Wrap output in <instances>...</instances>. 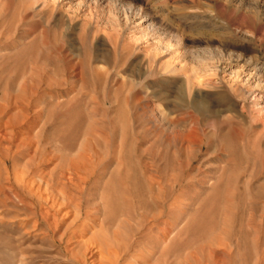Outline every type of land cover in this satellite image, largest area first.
<instances>
[{"label":"rangeland","instance_id":"1","mask_svg":"<svg viewBox=\"0 0 264 264\" xmlns=\"http://www.w3.org/2000/svg\"><path fill=\"white\" fill-rule=\"evenodd\" d=\"M94 263L264 264V0H0V264Z\"/></svg>","mask_w":264,"mask_h":264},{"label":"bare ground","instance_id":"2","mask_svg":"<svg viewBox=\"0 0 264 264\" xmlns=\"http://www.w3.org/2000/svg\"><path fill=\"white\" fill-rule=\"evenodd\" d=\"M31 184H32V183H31ZM33 185H34V183H33ZM32 187H33V186H32ZM35 187H38V186L36 185ZM39 188H40V187H39ZM30 189H31V187H30ZM33 189H34V188H33ZM40 189H41V188H40ZM37 190H38V189H37ZM37 190H36V191H37ZM48 199H49V198H48ZM52 201H53V199H52ZM55 203H56V202H55ZM53 205H54V203H53ZM58 205H59V204H58ZM54 206H55V205H54ZM89 236H90V235H89ZM86 238H88V237L86 236ZM89 239H90V238H89ZM91 240H92V239H91ZM88 243H89V242H88ZM91 244H92V243H91ZM82 245H83V244H82ZM83 246H84V245H83ZM90 246H91V245H90ZM87 247H88V246H87ZM85 248H86V247H85ZM89 249H90V248H89ZM95 251H96V250H95ZM95 251H93V253H94ZM89 252H90V251H89ZM93 253H92V254H93ZM86 255H87V254H86ZM86 255H84V256H86ZM88 255H91V254L88 253ZM89 257H90V256H89ZM89 257H88V258H89ZM92 257H93V256H92ZM94 257H95V256H94ZM99 257H100V256H99ZM97 259H98V258H97ZM92 260H93V259H92ZM99 260H100V259H99ZM99 260H98V261H99ZM90 261H91V260H90ZM96 261H97V260H96ZM94 264H95V263H94Z\"/></svg>","mask_w":264,"mask_h":264}]
</instances>
